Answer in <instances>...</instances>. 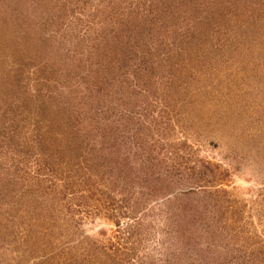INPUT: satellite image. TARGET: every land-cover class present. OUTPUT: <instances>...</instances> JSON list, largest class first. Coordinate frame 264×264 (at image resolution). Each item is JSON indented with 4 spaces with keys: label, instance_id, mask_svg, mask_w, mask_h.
I'll return each instance as SVG.
<instances>
[{
    "label": "rangeland",
    "instance_id": "obj_1",
    "mask_svg": "<svg viewBox=\"0 0 264 264\" xmlns=\"http://www.w3.org/2000/svg\"><path fill=\"white\" fill-rule=\"evenodd\" d=\"M0 264H264V0H0Z\"/></svg>",
    "mask_w": 264,
    "mask_h": 264
}]
</instances>
